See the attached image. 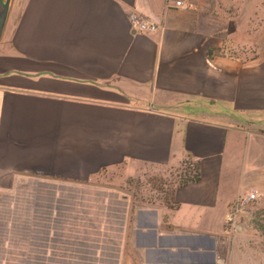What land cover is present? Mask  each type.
Listing matches in <instances>:
<instances>
[{"label": "crops", "instance_id": "0c3cea01", "mask_svg": "<svg viewBox=\"0 0 264 264\" xmlns=\"http://www.w3.org/2000/svg\"><path fill=\"white\" fill-rule=\"evenodd\" d=\"M176 1L11 0L0 264H264L252 213L264 212V6ZM131 12L158 28H133ZM186 160L199 180L175 187L173 207L134 209L126 235L127 196L86 194L103 171ZM252 190L229 230V208Z\"/></svg>", "mask_w": 264, "mask_h": 264}, {"label": "rangeland", "instance_id": "374dc122", "mask_svg": "<svg viewBox=\"0 0 264 264\" xmlns=\"http://www.w3.org/2000/svg\"><path fill=\"white\" fill-rule=\"evenodd\" d=\"M251 1L253 4L261 2L262 6H264V0ZM183 169V166L171 169H143L138 175L133 177H124L120 169H109L93 176L89 183L94 186L91 189L92 191L86 192V194L96 199H116L122 193L127 196L125 205H122V215L126 221L124 226L126 235L131 212L137 207L146 204L168 203L172 190L182 180ZM253 205L255 206L252 209L254 218L259 220L264 226V212L260 211L258 204L254 203ZM125 237L124 244L126 246Z\"/></svg>", "mask_w": 264, "mask_h": 264}, {"label": "built area", "instance_id": "2783aa9c", "mask_svg": "<svg viewBox=\"0 0 264 264\" xmlns=\"http://www.w3.org/2000/svg\"><path fill=\"white\" fill-rule=\"evenodd\" d=\"M183 1L177 0V6H183ZM129 20L133 28L141 31H155L158 26L155 22L149 20L145 16L141 14H137L135 12H131L129 14ZM258 197V192L256 190H252L246 194L240 195L237 201L229 208V211L226 214V224L229 230H233L236 225V220L239 215L245 210L248 204L256 200Z\"/></svg>", "mask_w": 264, "mask_h": 264}, {"label": "trees", "instance_id": "16d2710c", "mask_svg": "<svg viewBox=\"0 0 264 264\" xmlns=\"http://www.w3.org/2000/svg\"><path fill=\"white\" fill-rule=\"evenodd\" d=\"M213 51H209V55H212ZM183 174L181 176V181L177 185H186L191 182H196L199 180L200 174H199V166L197 163H193L192 161L186 160L183 164ZM176 187V186H175ZM175 189V188H174ZM174 189L172 190L170 194V200L167 205L173 207L175 202L173 199V193ZM254 227L258 230H261L263 232L264 226L261 224V222L257 219H253Z\"/></svg>", "mask_w": 264, "mask_h": 264}, {"label": "water", "instance_id": "95a60500", "mask_svg": "<svg viewBox=\"0 0 264 264\" xmlns=\"http://www.w3.org/2000/svg\"><path fill=\"white\" fill-rule=\"evenodd\" d=\"M10 2L11 0H0V38L2 36L3 29L5 26Z\"/></svg>", "mask_w": 264, "mask_h": 264}]
</instances>
